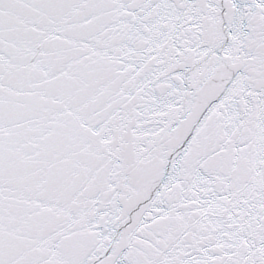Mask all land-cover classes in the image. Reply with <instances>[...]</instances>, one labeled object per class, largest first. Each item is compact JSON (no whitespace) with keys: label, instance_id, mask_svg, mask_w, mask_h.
Here are the masks:
<instances>
[{"label":"snow or ice","instance_id":"obj_1","mask_svg":"<svg viewBox=\"0 0 264 264\" xmlns=\"http://www.w3.org/2000/svg\"><path fill=\"white\" fill-rule=\"evenodd\" d=\"M0 264H264V0H0Z\"/></svg>","mask_w":264,"mask_h":264}]
</instances>
